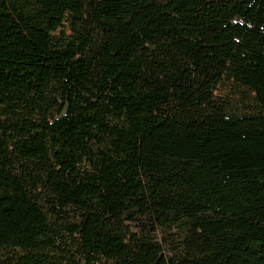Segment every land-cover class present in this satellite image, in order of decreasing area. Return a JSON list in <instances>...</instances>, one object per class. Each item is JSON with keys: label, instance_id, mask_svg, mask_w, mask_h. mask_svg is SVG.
Segmentation results:
<instances>
[{"label": "trees", "instance_id": "16d2710c", "mask_svg": "<svg viewBox=\"0 0 264 264\" xmlns=\"http://www.w3.org/2000/svg\"><path fill=\"white\" fill-rule=\"evenodd\" d=\"M0 264H264V0H0Z\"/></svg>", "mask_w": 264, "mask_h": 264}, {"label": "rangeland", "instance_id": "374dc122", "mask_svg": "<svg viewBox=\"0 0 264 264\" xmlns=\"http://www.w3.org/2000/svg\"><path fill=\"white\" fill-rule=\"evenodd\" d=\"M243 93L244 92H241V89L240 91L236 90L230 93L231 106L235 111L238 112L246 111V109H248L250 106V98L247 97V94L245 95Z\"/></svg>", "mask_w": 264, "mask_h": 264}]
</instances>
